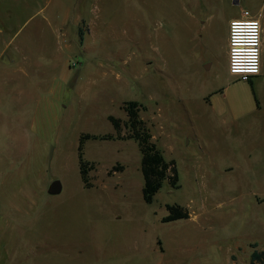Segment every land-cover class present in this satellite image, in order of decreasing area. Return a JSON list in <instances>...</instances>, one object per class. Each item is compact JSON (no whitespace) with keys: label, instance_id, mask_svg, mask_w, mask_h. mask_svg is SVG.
Listing matches in <instances>:
<instances>
[{"label":"rangeland","instance_id":"obj_1","mask_svg":"<svg viewBox=\"0 0 264 264\" xmlns=\"http://www.w3.org/2000/svg\"><path fill=\"white\" fill-rule=\"evenodd\" d=\"M243 8L264 35V0H0V264H248L264 250V44L259 74L227 68ZM224 87L232 112L258 108L218 114L207 98ZM127 100L177 167L149 202ZM83 133L110 134L83 139L87 184ZM169 204L189 216L162 220Z\"/></svg>","mask_w":264,"mask_h":264},{"label":"trees","instance_id":"obj_2","mask_svg":"<svg viewBox=\"0 0 264 264\" xmlns=\"http://www.w3.org/2000/svg\"><path fill=\"white\" fill-rule=\"evenodd\" d=\"M138 104L139 103L136 100L124 101L127 113V120L125 121V124L128 129H130L127 135L137 140L139 145L141 152L140 171L143 178L141 194L143 199L149 202L152 200L153 195L160 188L163 181L167 180L171 185L175 186L178 174L175 160L172 158L166 159L161 149L150 140L151 134L144 125L143 120L138 116L136 107ZM108 117L112 122L113 127L118 129V121L112 115H109ZM97 136L108 138L110 134L98 135L83 133L79 136V144L77 147L78 160L81 179L85 184L88 183L86 176L88 168L86 166L87 161L82 156V143L84 138H95ZM167 209V214L162 216V220L164 221L189 216L188 210L178 204H169L167 205ZM253 245H256V243H253ZM248 264H264V250L253 248L250 252Z\"/></svg>","mask_w":264,"mask_h":264},{"label":"built area","instance_id":"obj_3","mask_svg":"<svg viewBox=\"0 0 264 264\" xmlns=\"http://www.w3.org/2000/svg\"><path fill=\"white\" fill-rule=\"evenodd\" d=\"M261 13L244 8L228 21L227 68L239 79L249 80L260 73L262 22ZM72 64H75L73 61Z\"/></svg>","mask_w":264,"mask_h":264},{"label":"crops","instance_id":"obj_4","mask_svg":"<svg viewBox=\"0 0 264 264\" xmlns=\"http://www.w3.org/2000/svg\"><path fill=\"white\" fill-rule=\"evenodd\" d=\"M244 9V8H243ZM242 11V10H241ZM241 11H237L235 12L231 17L228 18V21L230 18L234 17V16H239L241 14ZM256 14V13H254ZM262 33H263V25H262ZM264 44V35L262 34V43H261V51H262V47ZM259 74V73H258ZM225 88V89H224ZM224 88H218V89H214V91L210 92L209 97L207 95V102L209 103L210 107L216 111L218 114L221 113H225L226 111H228L229 113H234L231 111L232 107H233V102H235V100L233 101L231 99V95L229 93L228 95V88L224 87ZM240 100V98H239ZM247 103H249V107L247 109H239V111H237L234 114H241L244 111H249V110H255L258 108V104L257 101L255 99L254 96L251 97H247L246 99Z\"/></svg>","mask_w":264,"mask_h":264},{"label":"water","instance_id":"obj_5","mask_svg":"<svg viewBox=\"0 0 264 264\" xmlns=\"http://www.w3.org/2000/svg\"><path fill=\"white\" fill-rule=\"evenodd\" d=\"M61 190V182H60V180L59 179H53L50 183H49V185H48V187H47V191L49 192V193H57V192H59Z\"/></svg>","mask_w":264,"mask_h":264}]
</instances>
